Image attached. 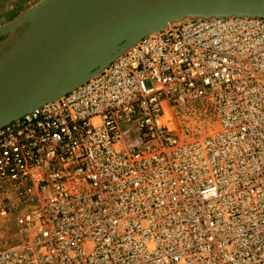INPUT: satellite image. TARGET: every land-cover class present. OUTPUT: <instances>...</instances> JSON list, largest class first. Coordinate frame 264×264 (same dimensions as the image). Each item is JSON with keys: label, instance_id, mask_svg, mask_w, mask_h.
I'll return each instance as SVG.
<instances>
[{"label": "built area", "instance_id": "1", "mask_svg": "<svg viewBox=\"0 0 264 264\" xmlns=\"http://www.w3.org/2000/svg\"><path fill=\"white\" fill-rule=\"evenodd\" d=\"M0 264H264V16L186 17L0 127Z\"/></svg>", "mask_w": 264, "mask_h": 264}, {"label": "water", "instance_id": "2", "mask_svg": "<svg viewBox=\"0 0 264 264\" xmlns=\"http://www.w3.org/2000/svg\"><path fill=\"white\" fill-rule=\"evenodd\" d=\"M230 15L264 16V0H40L0 26V127L78 87L150 32Z\"/></svg>", "mask_w": 264, "mask_h": 264}, {"label": "rangeland", "instance_id": "3", "mask_svg": "<svg viewBox=\"0 0 264 264\" xmlns=\"http://www.w3.org/2000/svg\"><path fill=\"white\" fill-rule=\"evenodd\" d=\"M39 1L40 0H0V26L16 18ZM6 46L7 45H5L4 48ZM8 231L7 227L0 228V249L3 248L4 244L12 241V233Z\"/></svg>", "mask_w": 264, "mask_h": 264}]
</instances>
